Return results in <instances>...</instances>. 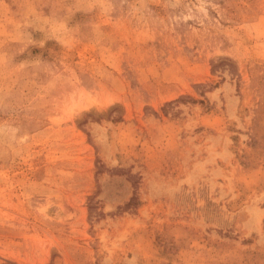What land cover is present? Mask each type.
I'll list each match as a JSON object with an SVG mask.
<instances>
[{
  "label": "rangeland",
  "instance_id": "rangeland-1",
  "mask_svg": "<svg viewBox=\"0 0 264 264\" xmlns=\"http://www.w3.org/2000/svg\"><path fill=\"white\" fill-rule=\"evenodd\" d=\"M0 264H264V0H0Z\"/></svg>",
  "mask_w": 264,
  "mask_h": 264
},
{
  "label": "trees",
  "instance_id": "trees-1",
  "mask_svg": "<svg viewBox=\"0 0 264 264\" xmlns=\"http://www.w3.org/2000/svg\"><path fill=\"white\" fill-rule=\"evenodd\" d=\"M132 201H133V198H131V200L129 201V203L126 206H131V205L135 204V203H132Z\"/></svg>",
  "mask_w": 264,
  "mask_h": 264
}]
</instances>
